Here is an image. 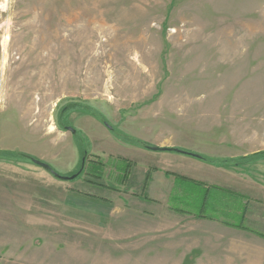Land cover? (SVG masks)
<instances>
[{
	"label": "rangeland",
	"instance_id": "374dc122",
	"mask_svg": "<svg viewBox=\"0 0 264 264\" xmlns=\"http://www.w3.org/2000/svg\"><path fill=\"white\" fill-rule=\"evenodd\" d=\"M27 169L35 207L0 209V264H178L166 239L126 242L129 210L243 211L264 235V0H0V182ZM167 174L187 192L157 202Z\"/></svg>",
	"mask_w": 264,
	"mask_h": 264
},
{
	"label": "crops",
	"instance_id": "0c3cea01",
	"mask_svg": "<svg viewBox=\"0 0 264 264\" xmlns=\"http://www.w3.org/2000/svg\"><path fill=\"white\" fill-rule=\"evenodd\" d=\"M28 171H31L30 176L32 175V178L27 175L28 177L26 179L22 178L21 182L20 180H15V182L12 181V183H14L12 184L13 187L9 189H7L8 182L7 185L5 181L0 182V209H7L9 210L8 213L14 214L18 213L17 209L19 207H23L27 209V215L31 214L29 210L30 207L33 209L35 207L36 177L33 176L32 170L27 169V172ZM17 176H19V174ZM152 176L153 175L150 176V180L146 185V194L150 192L149 189L152 183ZM49 177H51V175ZM173 178L174 176L164 175V179H172V189L169 192L163 189L166 187L163 186V184L157 185L159 186L157 188L158 191L155 193L157 202L162 200V194H166L167 199L176 198L179 200L182 198L181 195L184 192ZM50 185L51 184H49V186ZM20 190L24 192L22 201L19 195L15 197L17 200L14 201L11 195L9 196L5 193V191H13L16 193L20 192ZM5 196L6 203L4 205L2 200L5 199ZM29 199H32L33 203L29 201L25 202V200ZM152 201L153 200L150 199L144 200L146 206L153 204L152 208L154 209V205H157L154 204V202L152 203ZM159 207L161 208L160 205ZM210 208L213 209L214 207L211 206ZM170 210L172 211L171 217L168 216V219L162 216L163 208L157 211L144 210L139 215L136 214L137 212H131L129 210L128 215L134 213V221L137 220L141 222L136 223V225L133 220H131V224L127 225L129 234L126 235L125 238L127 241H125L133 243L138 239L141 241L145 240L144 245L141 246L143 249H140V254L150 256L155 253L156 256H160L158 242L163 243L164 241L162 240L166 239L168 244L167 247L172 251L176 258L175 262L178 264L186 262L192 255H194L191 261L193 264H202V259L208 254L212 255V257L215 256L217 262L226 264H264V242L260 241H264V239L243 229V211H240L241 213L235 212L240 219L238 223L229 221V219H226L227 215L223 213L218 217H204L203 215H201L202 217H198L197 215H192L190 217L189 211H182L178 207L174 208V206H171ZM0 213L5 212L1 211ZM230 213L233 212L230 211ZM186 230H188L189 233L184 234L183 232ZM169 232L172 233L170 236ZM163 236H169V238H164ZM149 246H155V248L159 249L153 252L147 249Z\"/></svg>",
	"mask_w": 264,
	"mask_h": 264
},
{
	"label": "water",
	"instance_id": "95a60500",
	"mask_svg": "<svg viewBox=\"0 0 264 264\" xmlns=\"http://www.w3.org/2000/svg\"><path fill=\"white\" fill-rule=\"evenodd\" d=\"M65 130L69 131L71 134H75V131L70 127H66ZM144 147L146 150L151 151V152L176 153V154H181V155H187V156H190V157L198 159V160L201 159V157L199 155L189 153L186 151H182V150L176 149V148H166V147H157V146H144ZM30 160L34 165L40 167L45 172H47L48 174H50L52 177H54L55 179H57L59 181L68 182V181L74 180L77 177V174H74V175L68 176V177L61 176L57 172H55L53 169H51V167L48 164L41 162L39 160H36V159H30Z\"/></svg>",
	"mask_w": 264,
	"mask_h": 264
},
{
	"label": "trees",
	"instance_id": "16d2710c",
	"mask_svg": "<svg viewBox=\"0 0 264 264\" xmlns=\"http://www.w3.org/2000/svg\"><path fill=\"white\" fill-rule=\"evenodd\" d=\"M20 156L23 157V158H26V156H24V155H20ZM250 157H251V159H254V158L260 157V155H259V154H253V155H251ZM29 159H30V158H29ZM243 159H244V158H243ZM201 160H204V159H201ZM208 162L210 163V161H208ZM81 171H83V167H82L81 169H79V170L75 173V174H77V177H76V178H78V177L81 175ZM167 176H168V174H167ZM174 177L176 178V177H178V176H174ZM76 178H75V179H76ZM178 178H179V177H178ZM149 180H150V174H147L146 177H145L144 184H143V190H142V192H144V190H145V188H146V185L148 184ZM183 181H184L185 183H187L188 180H186V181L183 180ZM178 182H180V181H178ZM185 183H184V184H185ZM180 184H181V183H180ZM183 189H184V190H183L184 193H186V192H187L186 188L183 187ZM203 199L208 201V199H206V198H204V197H203ZM205 203H206V201H205ZM256 235H257V236H260L261 238L264 239V235L259 234V233H256Z\"/></svg>",
	"mask_w": 264,
	"mask_h": 264
},
{
	"label": "flooded vegetation",
	"instance_id": "af4514ba",
	"mask_svg": "<svg viewBox=\"0 0 264 264\" xmlns=\"http://www.w3.org/2000/svg\"><path fill=\"white\" fill-rule=\"evenodd\" d=\"M82 162H83V161H82ZM82 167H83V165L81 166V168H82ZM81 168H80V169H81Z\"/></svg>",
	"mask_w": 264,
	"mask_h": 264
}]
</instances>
